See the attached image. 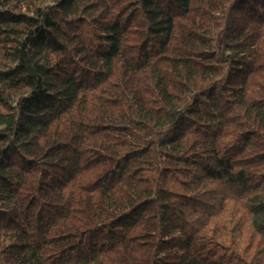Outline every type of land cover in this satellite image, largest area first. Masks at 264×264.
Returning a JSON list of instances; mask_svg holds the SVG:
<instances>
[{
  "label": "trees",
  "instance_id": "trees-1",
  "mask_svg": "<svg viewBox=\"0 0 264 264\" xmlns=\"http://www.w3.org/2000/svg\"><path fill=\"white\" fill-rule=\"evenodd\" d=\"M0 264H264V0H0Z\"/></svg>",
  "mask_w": 264,
  "mask_h": 264
}]
</instances>
